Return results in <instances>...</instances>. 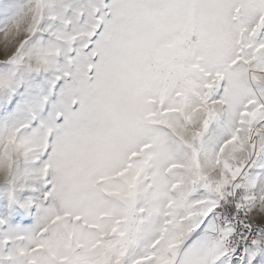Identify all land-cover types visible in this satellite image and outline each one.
<instances>
[{
	"label": "snow or ice",
	"instance_id": "1",
	"mask_svg": "<svg viewBox=\"0 0 264 264\" xmlns=\"http://www.w3.org/2000/svg\"><path fill=\"white\" fill-rule=\"evenodd\" d=\"M0 264H264V0H0Z\"/></svg>",
	"mask_w": 264,
	"mask_h": 264
}]
</instances>
